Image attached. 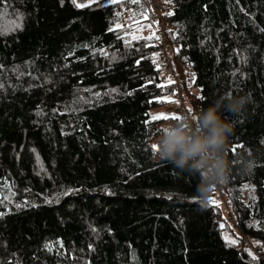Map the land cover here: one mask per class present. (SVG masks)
Returning <instances> with one entry per match:
<instances>
[{
	"label": "trees",
	"instance_id": "trees-1",
	"mask_svg": "<svg viewBox=\"0 0 264 264\" xmlns=\"http://www.w3.org/2000/svg\"><path fill=\"white\" fill-rule=\"evenodd\" d=\"M159 1L191 127L149 0H0V264H264V0Z\"/></svg>",
	"mask_w": 264,
	"mask_h": 264
},
{
	"label": "built area",
	"instance_id": "built-area-1",
	"mask_svg": "<svg viewBox=\"0 0 264 264\" xmlns=\"http://www.w3.org/2000/svg\"><path fill=\"white\" fill-rule=\"evenodd\" d=\"M149 6L152 11V22L155 26V32L157 40L154 45L158 48V68L160 72L161 84L172 83L174 93L177 95L178 107L177 113L183 119L186 120L185 125L191 127L189 114L187 110V102L179 90V80L174 73V70L170 61V53L175 46L170 44L167 39L168 23L167 17L170 10L167 9L163 3L159 0H149ZM245 246L248 247V242H245ZM243 247H241L242 249Z\"/></svg>",
	"mask_w": 264,
	"mask_h": 264
},
{
	"label": "rangeland",
	"instance_id": "rangeland-1",
	"mask_svg": "<svg viewBox=\"0 0 264 264\" xmlns=\"http://www.w3.org/2000/svg\"><path fill=\"white\" fill-rule=\"evenodd\" d=\"M95 1L98 0H73L74 4L78 7H83L86 5H89ZM116 0H103V2H113ZM144 35H151L152 34V29L150 27H144V29L142 30V33ZM182 94L184 95V93L182 92ZM187 101L189 103V108L191 109V113L193 114V109L196 107L195 103H191L189 97L187 96ZM166 101L168 102L165 106L161 107V108H157L154 110L150 111V115L151 117H156V116H176V112H177V107H178V99H177V95L175 93H172L168 96L165 97ZM193 126V125H192ZM170 130V132H168L167 130ZM194 129V128H193ZM173 126H168L165 128L164 130V139L168 138L169 136H171L173 134ZM194 141H195V147L197 149V151L202 155V153H206L207 156H213L212 150L210 148L209 144H204L201 143V141L194 136ZM204 165H207V161L204 160ZM214 196L211 199V202L218 205L223 213V215L225 217L228 218V220L230 221V223L232 224V220H231V215L229 214V205H228V200L226 195L224 194V192L218 187L217 190L214 192ZM225 238L227 240H230V237L227 234H224ZM248 242V247L252 250H254L253 248V244H251L249 241Z\"/></svg>",
	"mask_w": 264,
	"mask_h": 264
}]
</instances>
